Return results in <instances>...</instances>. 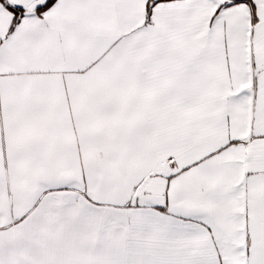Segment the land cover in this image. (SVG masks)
<instances>
[{
	"label": "snow or ice",
	"instance_id": "6c2138e0",
	"mask_svg": "<svg viewBox=\"0 0 264 264\" xmlns=\"http://www.w3.org/2000/svg\"><path fill=\"white\" fill-rule=\"evenodd\" d=\"M0 264H264V0H0Z\"/></svg>",
	"mask_w": 264,
	"mask_h": 264
}]
</instances>
